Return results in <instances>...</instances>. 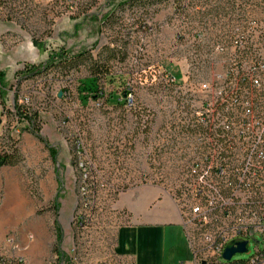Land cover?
Listing matches in <instances>:
<instances>
[{
	"label": "rangeland",
	"instance_id": "374dc122",
	"mask_svg": "<svg viewBox=\"0 0 264 264\" xmlns=\"http://www.w3.org/2000/svg\"><path fill=\"white\" fill-rule=\"evenodd\" d=\"M95 1L94 6L105 2ZM124 1L128 0H109L108 8L98 7L81 17H0V151L11 146L19 150L23 158L19 165L29 176L27 188L34 195L40 193L35 181L43 180L45 190L36 195L40 203L36 214L47 223L41 230L23 222L6 226L0 248L6 236L13 235L27 254L37 241L42 242L43 264H131L114 254L115 233L126 222L123 211L116 207L120 193L140 183L169 187L178 180L183 145L166 151L153 143L159 145L166 124L179 121L183 108L200 105V95L181 78L189 77L196 86L200 79L223 70L218 63L221 57L211 56L207 47L215 34L200 31V12L204 7L210 12L219 9L222 0L136 1L119 10L120 17H109ZM260 2L252 0L251 9L257 14ZM33 39L45 46L33 44L29 49L27 44ZM104 46L115 47L114 52ZM63 50L91 51L95 58L107 62L112 80L101 77L98 81L101 97L80 90V81L90 75L89 62L78 70L50 69L19 82L16 72L25 64H41L51 53ZM171 76L177 84L168 82ZM126 90L135 98L132 109L123 100ZM19 95L29 97L24 108L34 123L16 115ZM144 121L146 129L142 128ZM34 130L48 145L32 133ZM80 154L91 159L108 184L91 194L83 209L77 208L78 164L84 158ZM113 187L120 192L113 193ZM55 200L62 204L61 215L53 209ZM56 218L64 235L63 260L54 252ZM248 256L238 253L234 259Z\"/></svg>",
	"mask_w": 264,
	"mask_h": 264
},
{
	"label": "built area",
	"instance_id": "2783aa9c",
	"mask_svg": "<svg viewBox=\"0 0 264 264\" xmlns=\"http://www.w3.org/2000/svg\"><path fill=\"white\" fill-rule=\"evenodd\" d=\"M37 1L55 8V18L87 16L109 6V0L101 6H94L93 0ZM221 4L213 12L203 8L200 31L215 34L207 47L211 56L221 57L223 70L196 86L186 77L183 84L200 95V105L183 108L179 121L168 122L159 145L153 146L167 151L183 145L179 178L164 188L181 212L195 264H264V0L259 14L251 9L252 0ZM167 80L177 84L173 76ZM123 100L128 109L134 107L132 92L126 91ZM28 101L19 95L20 105ZM142 128H147L146 121ZM80 157L77 208L83 209L91 194L108 184L87 155ZM234 241L247 242L240 254L248 258H224ZM0 264H30L13 235H7L0 248Z\"/></svg>",
	"mask_w": 264,
	"mask_h": 264
},
{
	"label": "crops",
	"instance_id": "0c3cea01",
	"mask_svg": "<svg viewBox=\"0 0 264 264\" xmlns=\"http://www.w3.org/2000/svg\"><path fill=\"white\" fill-rule=\"evenodd\" d=\"M33 49L32 42L27 44ZM31 49V50H32ZM32 62L36 58L32 57ZM187 81L186 76L181 78ZM29 176L20 165L0 168V237L5 227L23 222L41 230L47 223L38 218L36 210L44 193L42 179L35 181L39 194L28 190ZM116 207L123 211L126 222L116 231L114 254L132 264H195L183 218L177 203L159 184L140 183L123 191ZM63 213L62 204L58 214ZM37 241L28 257L32 264H43L45 254Z\"/></svg>",
	"mask_w": 264,
	"mask_h": 264
},
{
	"label": "trees",
	"instance_id": "16d2710c",
	"mask_svg": "<svg viewBox=\"0 0 264 264\" xmlns=\"http://www.w3.org/2000/svg\"><path fill=\"white\" fill-rule=\"evenodd\" d=\"M140 2V4H145L148 0H128L124 2H120L117 11H113V14L109 15V17L117 16L121 10H123L124 7L134 5V2ZM144 2V3H143ZM149 2V1H148ZM93 5L96 4V1L92 3ZM41 8V9H40ZM45 8V9H44ZM47 8V9H46ZM50 7L48 5H45L41 2H38L37 0H0V17H7V18H13L16 14L17 16L22 15L23 17L29 18V17H38V16H48L52 17V13H54L55 8ZM120 10V11H119ZM119 11V12H118ZM119 16V15H118ZM120 17V16H119ZM108 18V16H107ZM202 16L200 17V22L202 21ZM33 44L35 46H38L39 48H43L45 45L41 42H38L37 40H32ZM105 50H109L114 52L115 47L111 46H104ZM87 62H89V71L90 75L82 79L81 82V91L87 92V94L91 97H94L97 95V97H101L103 92L99 90L98 87V81L101 79V77L109 78L110 80L111 73H110V67L107 64V62L100 61L99 59L95 58L94 55L91 53V51H80V52H73L69 53L68 51H60V52H53L51 53L50 57L46 62H43L41 64H25L24 68L21 70H18L16 72V76L19 79V82H21L23 79H30L33 77H36L38 75H41L43 73H47L50 69H60V70H71L76 69L81 65H85ZM2 86H3V73L0 71V99H3V93H2ZM128 91V90H126ZM125 91V92H126ZM125 94V93H124ZM86 97V96H85ZM15 113L21 120H29L31 123H34V119L32 115H30L27 110L24 108V106L20 105L18 103V98L15 101ZM32 133L42 142L47 141L42 137L40 132L34 130ZM50 152L53 154L54 150L49 147ZM53 158H55V154H53ZM22 156L19 152V150L11 146L10 149H6L5 147H2V150L0 151V168L3 166H16L19 165L22 162ZM60 208V204L55 200L53 202V209L56 212V215H58ZM55 227H56V233H57V240L54 245V252L57 254L59 259H65L66 255L62 251V243L64 239V235L62 232V227L56 218L55 221Z\"/></svg>",
	"mask_w": 264,
	"mask_h": 264
},
{
	"label": "water",
	"instance_id": "95a60500",
	"mask_svg": "<svg viewBox=\"0 0 264 264\" xmlns=\"http://www.w3.org/2000/svg\"><path fill=\"white\" fill-rule=\"evenodd\" d=\"M246 245V241H234L226 247L224 252V258L230 260L235 254L246 252Z\"/></svg>",
	"mask_w": 264,
	"mask_h": 264
},
{
	"label": "bare ground",
	"instance_id": "6f19581e",
	"mask_svg": "<svg viewBox=\"0 0 264 264\" xmlns=\"http://www.w3.org/2000/svg\"><path fill=\"white\" fill-rule=\"evenodd\" d=\"M79 157H80V155H79ZM80 162V161H79Z\"/></svg>",
	"mask_w": 264,
	"mask_h": 264
}]
</instances>
